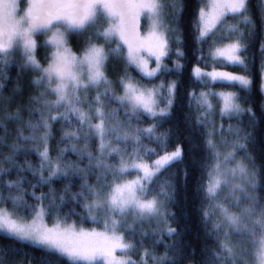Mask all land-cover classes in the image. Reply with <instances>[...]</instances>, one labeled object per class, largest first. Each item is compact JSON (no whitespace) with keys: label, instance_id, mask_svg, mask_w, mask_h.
<instances>
[{"label":"snow or ice","instance_id":"obj_1","mask_svg":"<svg viewBox=\"0 0 264 264\" xmlns=\"http://www.w3.org/2000/svg\"><path fill=\"white\" fill-rule=\"evenodd\" d=\"M186 11L185 0H0V76L10 64L38 73L31 80L38 94L28 96L27 104L0 94V148L8 149L0 151V241H11L0 242V264H19L17 255H30L17 244L41 249L40 264H184L196 251L186 254L179 240H163L181 235L172 227L178 221L169 209L176 202L172 169L177 164L184 165V184L190 178L194 182L205 238L213 241L191 264H264V160L258 167L249 152L258 117L251 107L254 58L248 54L259 37V92L264 95V0L255 5L253 0H200L192 22L195 51L199 62L211 63V71L199 63L192 68L202 90L187 92L188 146L174 143L170 151L172 130L160 128L183 98L179 75L186 54L179 25ZM101 20L106 26L97 27ZM142 20L146 32H141ZM38 36L46 37L42 44ZM73 40L82 45L79 54ZM40 47L50 50L45 63L36 55ZM170 53L176 57L171 67L165 63ZM114 61L122 65L115 81L120 94L106 71ZM172 73L177 79H161ZM144 78L159 83L148 87ZM215 83L238 86L244 94L203 90ZM90 90L95 95L90 97ZM15 91L23 99V89ZM260 111L264 121V102ZM245 115L248 125L241 127ZM233 119L237 124L225 127L224 121ZM61 122L67 127H61L53 146V126ZM241 152L245 158L238 159ZM30 154L38 158L36 164L17 160ZM197 170L199 177L193 176ZM131 172L136 175L127 179ZM13 173L15 179H9ZM86 221L102 227H83ZM153 224L146 231L145 225ZM160 244L165 251L158 255Z\"/></svg>","mask_w":264,"mask_h":264},{"label":"trees","instance_id":"obj_2","mask_svg":"<svg viewBox=\"0 0 264 264\" xmlns=\"http://www.w3.org/2000/svg\"><path fill=\"white\" fill-rule=\"evenodd\" d=\"M186 2V8L187 11L185 12L183 16V23L179 25V27L183 30L184 33V40L185 44L183 46V50L186 54V59L182 60L181 63L184 64V68L181 70V73L179 75V79L181 81V89H182V100H181V106L173 108L172 115L167 119L166 122L163 123L162 127L160 128V131H165L168 129L172 130V140H170V147L169 150H172V145L174 143H181L184 145L185 148L188 146V142L185 139V137L189 134L188 125L185 122V113L189 112L190 109L188 108V102H187V92L190 91L192 88L200 89L199 83L195 82L194 77L191 74L192 68L199 63L200 66H202V62H199L197 60V53H196V43L194 42L193 38V28H192V22L194 19V15L198 10V7L200 5V0H185ZM258 2V0H253V4L255 5ZM253 12L255 14L257 24H259V12L253 7ZM77 42V41H76ZM82 45L75 44L76 49H81ZM173 48L176 47L175 44L172 45ZM205 53H207V45L204 46ZM249 56L253 57V63H252V75H253V88L251 92L252 96V103L251 107L256 112L258 121L257 126L255 129V143L249 145V152L250 154L255 158V163L259 167V165L262 163V160H264V121L260 120L261 117V111H260V104L261 102H264V95H261L259 92V63H260V52H259V37L251 44L249 48ZM170 58L165 61L169 65V67L172 66V62L175 60V55L173 53H170ZM19 57V56H17ZM20 58V57H19ZM207 68L211 67V63H209ZM216 67H221V64L217 62ZM225 68L233 71V72H240L242 73V69L236 66H225ZM14 74L17 73V71L13 72ZM161 79L167 80H173L177 79V74L172 73L169 76L161 77ZM154 81H159V79H154ZM21 86L23 87V99H21L20 95H17L16 92L11 91V86L8 89L9 95L11 97H14L16 101L22 102V103H28L27 97L31 95V93L34 90L33 85L31 84V81L29 79V76L23 77L21 80ZM215 87L217 88H224V89H230V90H236L237 92H240L241 95L244 93L241 92V89L236 87H228L227 85H223L220 83H215ZM43 89V88H42ZM44 90V89H43ZM15 107V105H13ZM27 118V114L25 115ZM150 122V121H148ZM8 124L9 130H13L14 125L10 122H6ZM229 123L236 125L237 121L235 119L228 121L225 120L224 124L227 126ZM61 122L60 124H55L53 126V131L55 133L56 139L52 141L53 146L57 144L60 137V129H61ZM248 125V116L245 115L242 117L241 127H247ZM249 131H252L251 128L248 129ZM2 134V133H0ZM27 134V132L25 133ZM177 137L179 139L177 140ZM197 142H199L200 137H196ZM147 141V140H145ZM148 143H151L147 141ZM64 145L61 144L60 147H63ZM150 147L156 148L157 145L155 143L149 144ZM0 151L4 153H8L7 148H0ZM54 153V152H53ZM197 158L199 159L202 156V153H195ZM71 159H76L74 155H69ZM239 157L245 158V153L241 152L239 154ZM154 158V157H152ZM25 159L30 160L33 164H36L38 162V158L35 154H30L27 157L24 155L17 156V160L20 163H23ZM247 163V160H245ZM185 164L191 165L190 160L185 157ZM4 167H11V165L5 164ZM184 167V165L177 164L172 171L176 173L175 181L177 185V192L175 200L176 202L169 205L170 211L174 212L175 220L178 221L174 222L172 224V227L177 228L181 235L179 237L175 238H169L168 236H164L163 240L169 244L173 243V239H177L180 241V244L183 245L184 252L191 253L194 249L197 253V255L192 258L184 260V264H191L192 259L199 260L201 258L200 253L201 249H203L205 244H212L213 241L209 238H205L204 229L201 225L200 221V213L198 211L200 207V200L197 198L195 192H194V182L190 178L188 183L185 185L183 182V176L181 169ZM201 173L197 170L193 172V176L199 177ZM9 179H15V173H13ZM31 178V177H29ZM90 181H93V176L89 177ZM78 183V182H77ZM59 187V185H57ZM47 191V189H38V191ZM79 188L76 187L73 189V191H78ZM32 202L31 200L29 201ZM8 207H11V205H7ZM51 219V218H49ZM73 220L79 219L77 217H73ZM52 220V219H51ZM88 221L84 222L87 223ZM3 243H11V241H0ZM150 243V242H148ZM147 243V241H144L145 246H150ZM17 247H24V250L30 255L25 256L23 254H19L15 257V259L19 262V264H40V258L45 254L41 249L38 247H28V246H22L20 244L16 245ZM156 252L159 254H162L165 249L163 247V244L156 246Z\"/></svg>","mask_w":264,"mask_h":264},{"label":"rangeland","instance_id":"obj_3","mask_svg":"<svg viewBox=\"0 0 264 264\" xmlns=\"http://www.w3.org/2000/svg\"><path fill=\"white\" fill-rule=\"evenodd\" d=\"M228 22H229V23H234L235 21H234L231 17H229V18H228ZM141 24H142V26H141V32H146V31H147L146 21L142 20V21H141ZM100 25L106 26V22L103 21V20H101V21H100V24L97 25V27H99ZM93 30H94V29H93ZM90 31H92V30H90ZM45 38H46V37H44V36H38V37H37V40H38L39 43L42 44V43H43V40H44ZM77 39H79V38H77ZM100 42L103 43V41H100ZM75 44H77V42H76V40H73V42L71 43V46H72V48H73V51H75L77 54H79V53L81 52V50H82V47H81V49H76V48H75ZM112 46H114V45H112ZM48 51H50V50H49V49H45V48H43V47L38 48L36 55H37V58L41 61V63H45V56L47 55ZM16 59L19 60L20 58H19V57H16ZM113 64H115V67H113ZM201 65H202V66H200L201 68H204V69L207 70V71H211V67H210V68H207V67H206L207 65H205L204 63H202ZM121 67H122V65H120L119 63H116V62L114 61L113 63L109 64V66H108V68H107V70H106L107 73H108L109 78L112 79L113 82H114V83H113V87L115 88L117 94H120V93L122 92V89L120 88L119 84L115 82V81H116V78H117V75H118V74H121ZM150 67H155V61H154V59L150 60ZM218 68H219V67H218ZM225 70H227V71H231V70H229V69H227V68H225ZM14 71H17V73L14 74V73H13ZM231 72H233V71H231ZM18 73H19V75H18ZM36 75H38V73H35V72H33V71L29 70V69H23V70H22V69H20V68L18 67L17 64H10V65L5 69V71H4V75H3V76H0V84L3 85V87L0 88V94H2V95L5 96V97H11V96L9 95L10 92H8V89H9L10 86H11V91L16 92L15 90L17 89L18 86H19L20 88H23V87L21 86L22 83H20L23 77L25 78V76H29V79H30V81H31L32 78H33L34 76H36ZM131 75H132L133 77H135L137 80H140V79H141L140 74H139L137 71H135V70H132V71H131ZM154 79H155V78H152V79L144 78V79L142 80V83H143L144 85L148 86V87H151V86H153V85L159 83V81H154ZM33 87H34V90H33V92L31 93V95H37V94H38V92H37V86L33 85ZM200 87H201V86H200ZM208 88L214 89V90H216V91H221V90H224V91H236V90H230V89H224V88H217V87H215L214 84H209L208 87H207V88H204L203 90L206 91V90H208ZM39 90H40V91H43L42 88H40ZM200 90H202V89H201V88H200V89H197V91H200ZM236 92H237V91H236ZM93 95H95V90H90V92H89V96L91 97V96H93ZM46 98H47V97H46ZM47 99L54 100V99H55V96H53V95H49V97H48ZM213 103H214V104H218V101L213 100ZM25 104H27V103H25ZM83 107L87 108L86 105H84ZM111 107H113V108H117V107H119V105L113 103V104H111ZM60 111H63V109H60ZM25 115H26V114H25ZM120 116H121V118H123V113H122V112L120 113ZM215 119L217 120V124L219 125V122H220V121H219V116L217 115V116L215 117ZM6 122H7V121H5V123H6ZM62 126H63V127H67L66 125L61 124V127H62ZM225 127H227V126L225 125ZM60 134H61V132H60ZM225 135H227V133H225ZM230 138H231V137H229V139H230ZM217 139H218V137H217ZM82 143H83V142H81V143L78 145V147L81 146ZM90 143H91V148H90V150H92L93 152H95V147H96V143H97V142H96L95 140H93V141H91ZM144 143H145V144H148V145L151 144V143H148L147 141H144ZM129 150H130V146H129ZM52 155L55 156L56 153L54 152V153H52ZM69 158H70V157H69ZM70 159H71V158H70ZM152 159H155V157L152 158ZM238 159H242V158L238 156ZM110 162H111V163H116L117 161H116L115 159H113V160H111ZM135 175H136L135 172H131L126 178H127V179H132ZM89 182H90V183H95V177L93 176V181H90V180H89ZM9 208H11V207H9ZM69 222H71V221H69ZM48 223L51 225V223H53V220H51V219L48 218ZM77 223L79 224L80 222L77 221ZM154 226H155L154 224L151 225V226H149V225H145V229H146V231H150V228H151V227H154ZM83 227H86V228H93V227H95V228H101L102 225H100V224H93V223H91L90 221H88L87 223H83ZM145 241H147V243L150 242V243H148V244L151 245V241H152L151 236H150L148 239H146ZM145 247H149V246H145ZM156 254L159 255V253H157V252H156ZM117 255H122V253H120V252L118 251V252H117ZM134 258H136V257L134 256Z\"/></svg>","mask_w":264,"mask_h":264}]
</instances>
